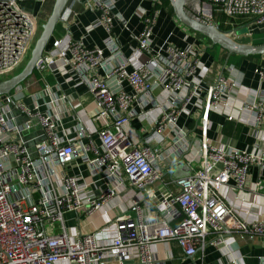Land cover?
<instances>
[{
    "label": "built area",
    "instance_id": "obj_1",
    "mask_svg": "<svg viewBox=\"0 0 264 264\" xmlns=\"http://www.w3.org/2000/svg\"><path fill=\"white\" fill-rule=\"evenodd\" d=\"M81 1L99 13L89 29L103 26L109 33L103 46L90 48L82 39L53 40L51 47L36 61L33 72L40 79L49 72L83 85L98 103L96 119L109 118L112 122L98 131L79 126L75 137L66 139L58 128L62 112L52 113L39 106L25 108L15 103L12 93L2 99L7 108H0V264H153L155 244L174 241L187 258H193L204 249L209 234L214 236L210 241L213 245L234 243L230 239L236 233L241 238H259L264 243V219H243L221 192L226 186L264 200V151L251 152L225 143L203 144L197 168L177 177L174 180L177 191L149 202L150 208L146 211L140 200L134 199L128 212L117 214L103 227L87 233L77 230L74 237L68 235L65 215H71L76 221L83 217L90 224L98 209L114 194L113 189L106 188L95 196L79 173L65 170L73 161L76 148L86 162L105 171L110 178L119 181V177H124L130 188L147 192L162 176L164 156L147 142L135 141L127 131L133 105L147 103L161 87L173 94L187 88V94L176 99L147 128L150 134L159 135L201 93L200 83L191 80L199 64L194 49L169 44L150 63L140 61L137 56L131 62L123 57L111 34L116 0ZM184 3L189 15L206 24L216 25V14L243 19L242 26L248 31L253 25L264 24V0H184ZM156 18L154 8L142 16L136 52L147 53L153 49ZM238 27L241 26L231 29L234 38H239L235 35ZM39 28L35 17L21 6L20 0H0V79L25 64ZM156 62H159L157 74L153 64ZM258 73L264 81V68ZM112 80L120 88L113 90L109 85ZM233 87L230 78L217 76L204 93L203 111L222 112ZM49 89L46 84L45 90ZM240 98L241 113L237 120L254 127L263 126L264 90H249L247 94H240ZM9 105H16L24 114L23 124L17 125L14 117L8 116L12 110ZM74 110L81 113L82 108L77 104ZM247 115L252 118H246ZM34 127L41 128L45 135L44 140L34 142L36 153L46 164L57 167L56 189L59 190L55 194L51 191L50 175L38 172L39 160L33 159L25 141L17 138L19 133ZM93 135L97 141L92 139ZM185 141L186 134L178 131L177 145L171 151L173 156L177 153L175 158L185 151ZM10 157L14 164L7 166L5 163ZM34 194L39 197L34 198ZM56 225L59 231H55Z\"/></svg>",
    "mask_w": 264,
    "mask_h": 264
},
{
    "label": "crops",
    "instance_id": "obj_2",
    "mask_svg": "<svg viewBox=\"0 0 264 264\" xmlns=\"http://www.w3.org/2000/svg\"><path fill=\"white\" fill-rule=\"evenodd\" d=\"M21 6L31 13L39 27L48 18L53 0H20ZM161 0H116L114 10V20L111 34L115 36L119 51L125 59L133 62L135 56L140 61L150 63L154 61L156 53H160L167 45L172 44L180 48L194 49L199 59L196 73L191 80L200 83V96L193 98L177 115L173 124L168 125L167 129L159 135L150 134L147 131L149 126L167 109L175 100H180L187 94V88H183L178 93L173 94L164 88H158L152 93L151 99L143 104H134L133 115L127 131L135 141L143 142L158 148L164 159L161 161L162 176L153 183L147 192H140L128 186L124 177L112 179L108 174L99 170L85 160V156L79 154L78 147L75 151L73 161L65 167L68 173H79L87 189L95 196L103 193L104 189L114 190L113 196L98 209L95 219L88 224L83 217L78 221L72 220L71 215H65V228L70 237H74L75 232L80 230L82 233L91 232L103 227L119 213H126L134 199L140 200L144 211L149 209V202L154 201L165 193H175L177 191L174 180L191 173L197 168L202 146L205 143L222 144L251 152L264 151V125H246L237 120L242 105L240 94H247L249 90L261 88L264 90V81L261 80L259 71L264 68V56L258 57H237L228 55L226 51L213 46L208 40L199 34L181 25L174 17L173 11ZM157 6V18L153 26L152 50L147 53L136 52V37L142 28V16L152 6ZM99 13L92 8L86 1L69 0L66 4L61 20L57 23L53 33V40L61 39H82L87 47H101L104 39L108 36V31L103 26L89 27L96 22ZM52 40V41H53ZM105 54L108 55L107 49ZM132 59V60H131ZM159 62L155 65V73H158ZM157 64V65H156ZM12 74V73H11ZM102 74V73H101ZM226 76L234 83L231 93L222 112H204L202 105L204 93L208 85L219 75ZM11 75H5L7 78ZM38 73L26 79L17 89L12 92L15 103H21L25 108L32 109L39 106L42 110L60 114L59 119L60 134L66 139L75 137L77 128L85 126L88 129L102 130L111 124L109 118H98L99 106L91 99L83 85H76L67 76L60 74L53 75L46 73L44 79H40ZM0 79V80H1ZM190 81V80H189ZM191 82V81H190ZM50 89L45 90V85ZM113 90L120 88L114 80L109 81ZM126 91L130 88L123 85ZM79 104L82 108L81 113L74 110ZM143 104V105H142ZM10 113L8 116L14 117V122L21 125L26 118L16 105H9ZM0 108H7L5 102L0 99ZM250 119L251 116H246ZM186 134V149L178 157L177 153L171 154L173 147L177 145V132ZM255 133L258 135L255 136ZM18 139L25 141V144L35 160H39V173L50 175L53 181L51 191L57 193L58 182L56 181L57 167L46 164L34 149V142L44 140V131L39 127L23 131L17 135ZM97 141L96 135L92 136ZM223 145V144H222ZM89 156V154H88ZM12 166L14 160L10 157L5 163ZM120 182V183H117ZM57 183V184H56ZM221 192L226 200L235 206L237 213L248 221L264 219V206L262 198L248 192L239 193L229 187H222ZM39 195L34 194V198ZM264 205V204H263ZM131 214V213H130ZM56 225L55 231H59ZM54 231V228L52 229ZM214 236L207 235V244L204 249L199 250L193 258H187L182 249L174 241H161L152 248L155 254L153 264H229L235 261L237 264H264V243L258 238L250 240L241 238L240 234H233L234 243L229 245L210 243ZM65 264V263H59ZM128 264H138L130 262Z\"/></svg>",
    "mask_w": 264,
    "mask_h": 264
},
{
    "label": "water",
    "instance_id": "obj_3",
    "mask_svg": "<svg viewBox=\"0 0 264 264\" xmlns=\"http://www.w3.org/2000/svg\"><path fill=\"white\" fill-rule=\"evenodd\" d=\"M51 12L41 25V31L31 49L29 58L17 73L0 80V99H5L17 89L34 71L36 61L46 50L53 37L57 23L61 20L62 12L69 0H53ZM175 19L187 29L199 34L213 46L226 51L228 55L264 56V42L239 43L231 36V30H222L218 25L206 24L187 13L184 0H168ZM236 32V31H235Z\"/></svg>",
    "mask_w": 264,
    "mask_h": 264
},
{
    "label": "trees",
    "instance_id": "obj_4",
    "mask_svg": "<svg viewBox=\"0 0 264 264\" xmlns=\"http://www.w3.org/2000/svg\"><path fill=\"white\" fill-rule=\"evenodd\" d=\"M162 2H166L168 7L170 8L169 1L168 0H161ZM157 6L155 5L152 6V8L157 9ZM214 20L216 25H218L222 30H231L233 27L238 26V25H243L245 24V21L243 19H230L222 14H216L214 16ZM251 37V36H250ZM257 35H253L251 37L252 43H261L264 42V40H260V38ZM53 37L50 40V43L47 45L46 50H48L51 47ZM237 57H241L237 55ZM248 57H258V56H248ZM17 71V70H16Z\"/></svg>",
    "mask_w": 264,
    "mask_h": 264
},
{
    "label": "rangeland",
    "instance_id": "obj_5",
    "mask_svg": "<svg viewBox=\"0 0 264 264\" xmlns=\"http://www.w3.org/2000/svg\"><path fill=\"white\" fill-rule=\"evenodd\" d=\"M162 4H165V2H163ZM238 26H241V27L236 28L235 35H237L239 38L237 37L234 38V34L233 35L231 34V36H233V39H235L237 42L252 43L251 37L253 35H257L260 38V40H264V24L253 25L250 31H248V28L246 26H242V25H238ZM39 30L41 31V28H39ZM248 33H249V36L247 35ZM23 66H21L17 71H14L11 75L20 71Z\"/></svg>",
    "mask_w": 264,
    "mask_h": 264
}]
</instances>
